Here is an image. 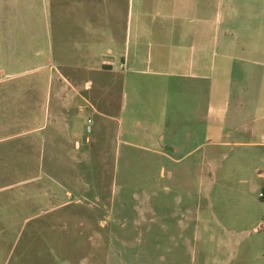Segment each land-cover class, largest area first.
<instances>
[{
	"label": "rangeland",
	"instance_id": "obj_1",
	"mask_svg": "<svg viewBox=\"0 0 264 264\" xmlns=\"http://www.w3.org/2000/svg\"><path fill=\"white\" fill-rule=\"evenodd\" d=\"M147 12L146 0H0V264H264V149L221 144L226 80L204 77L193 109L175 98L194 81L149 73ZM129 35L138 64L110 91L81 67ZM71 88L101 113L77 97L74 138L53 115Z\"/></svg>",
	"mask_w": 264,
	"mask_h": 264
},
{
	"label": "crops",
	"instance_id": "obj_2",
	"mask_svg": "<svg viewBox=\"0 0 264 264\" xmlns=\"http://www.w3.org/2000/svg\"><path fill=\"white\" fill-rule=\"evenodd\" d=\"M146 5L149 12L144 16L148 24L139 30L146 37L156 39L146 52L149 73L183 82L194 81L191 96L175 98L183 107L187 101L193 102V109L199 97L197 93L201 92L197 84L204 77L220 85L226 80L230 84V115L226 117L230 142L221 144H230V148L264 149V0H146ZM131 28L132 25L127 28L130 35ZM130 35L123 53L108 49L109 57H104L99 65L81 67L84 72L105 73L104 84L110 91L118 88L122 93L128 83L127 74L135 72L129 68L138 64L140 49H135L131 56ZM186 39L195 40L196 45L186 46ZM207 70L211 76L204 74ZM81 84L89 87L92 82L83 79ZM71 90L75 94L67 99L64 94L58 96L53 115L55 133L73 134L74 138L73 118L69 113L77 97L94 113H101L74 88ZM193 114L191 117L196 118V113Z\"/></svg>",
	"mask_w": 264,
	"mask_h": 264
},
{
	"label": "built area",
	"instance_id": "obj_3",
	"mask_svg": "<svg viewBox=\"0 0 264 264\" xmlns=\"http://www.w3.org/2000/svg\"><path fill=\"white\" fill-rule=\"evenodd\" d=\"M259 197H260L261 199H264V193H260V194H259Z\"/></svg>",
	"mask_w": 264,
	"mask_h": 264
}]
</instances>
